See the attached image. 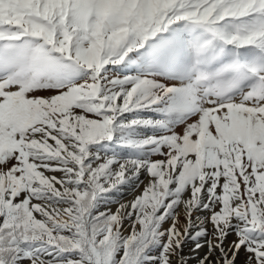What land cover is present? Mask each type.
<instances>
[{"label": "snow or ice", "instance_id": "6c2138e0", "mask_svg": "<svg viewBox=\"0 0 264 264\" xmlns=\"http://www.w3.org/2000/svg\"><path fill=\"white\" fill-rule=\"evenodd\" d=\"M241 252L264 264V0H0V264Z\"/></svg>", "mask_w": 264, "mask_h": 264}, {"label": "rangeland", "instance_id": "374dc122", "mask_svg": "<svg viewBox=\"0 0 264 264\" xmlns=\"http://www.w3.org/2000/svg\"><path fill=\"white\" fill-rule=\"evenodd\" d=\"M141 179H144V177L142 176ZM129 194H126L125 196H127ZM234 239H235V236L229 237V241L234 240ZM191 247H194V245L189 244L188 246H186V248H185V253L186 254L188 253L189 248H191ZM205 250L206 249H201L199 254L202 255ZM192 256H193V259L190 260L189 264H196L195 257L197 256V253H192ZM243 256H244V254H243V252H241V254H240L239 258H238V264H240V262L243 261Z\"/></svg>", "mask_w": 264, "mask_h": 264}, {"label": "bare ground", "instance_id": "6f19581e", "mask_svg": "<svg viewBox=\"0 0 264 264\" xmlns=\"http://www.w3.org/2000/svg\"><path fill=\"white\" fill-rule=\"evenodd\" d=\"M141 187H143V185H141ZM133 195H135V193H130L129 195L127 196H124L123 197V200H131L133 198ZM113 207V210L115 209V205L112 206ZM167 226V225H166ZM243 259H244V256H243Z\"/></svg>", "mask_w": 264, "mask_h": 264}]
</instances>
